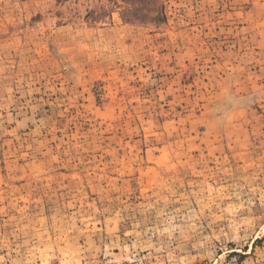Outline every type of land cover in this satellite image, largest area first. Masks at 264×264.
<instances>
[{"label":"rangeland","instance_id":"1","mask_svg":"<svg viewBox=\"0 0 264 264\" xmlns=\"http://www.w3.org/2000/svg\"><path fill=\"white\" fill-rule=\"evenodd\" d=\"M0 264H264V0H0Z\"/></svg>","mask_w":264,"mask_h":264}]
</instances>
